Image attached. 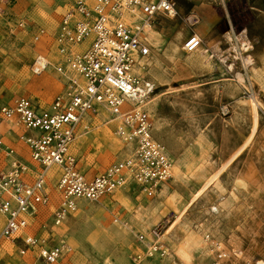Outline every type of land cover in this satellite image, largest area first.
<instances>
[{
  "label": "rangeland",
  "instance_id": "1",
  "mask_svg": "<svg viewBox=\"0 0 264 264\" xmlns=\"http://www.w3.org/2000/svg\"><path fill=\"white\" fill-rule=\"evenodd\" d=\"M187 1L188 8L180 6V14L196 15V24L181 16L158 15L147 37V75L157 93L147 107L155 137L173 160V177L153 195L132 186L97 202L81 200L56 228L72 247L66 264H134L133 257L144 251L138 235L150 240L155 228L162 232L169 255L138 264L264 261L259 250L264 247V202L253 196L246 203H219V189H227L234 178L231 170L212 185L245 148L233 167L254 161L264 169V90L254 79L264 59L248 57L249 45L241 36L253 31L255 18L244 0ZM66 7L67 0H0V107L18 95L48 106L61 90L53 67L59 59L54 37ZM40 27L44 34L35 40ZM203 30L207 35L202 44L187 49L191 37ZM37 53L51 62L41 73L32 70ZM107 119L100 115L84 120L72 146L88 175L102 172L131 147L115 135L116 124ZM50 190L53 203L43 214L48 228L58 202L53 184ZM3 244L9 247L4 261L12 264L15 246Z\"/></svg>",
  "mask_w": 264,
  "mask_h": 264
},
{
  "label": "built area",
  "instance_id": "2",
  "mask_svg": "<svg viewBox=\"0 0 264 264\" xmlns=\"http://www.w3.org/2000/svg\"><path fill=\"white\" fill-rule=\"evenodd\" d=\"M67 3L54 37L59 59L53 67L61 90L48 106L18 95L0 107V264H7L4 256L9 255L5 241L15 246L12 264H66L72 247L56 228L81 200L97 202L132 186L153 195L173 177V160L165 144L154 137L147 107L156 93L147 75L151 54L147 37L156 16H181L176 1ZM181 18L190 24L199 21L192 14ZM43 34L44 29L37 28L34 39ZM200 42L193 35L187 49ZM49 65V59L37 53L32 70L41 73ZM100 115L115 122V135L131 147L102 172L88 175L72 146L84 120ZM51 184L58 202L48 228L43 214L53 203ZM161 237L158 228L150 240L139 234L144 251L133 257L134 264L168 256Z\"/></svg>",
  "mask_w": 264,
  "mask_h": 264
},
{
  "label": "crops",
  "instance_id": "3",
  "mask_svg": "<svg viewBox=\"0 0 264 264\" xmlns=\"http://www.w3.org/2000/svg\"><path fill=\"white\" fill-rule=\"evenodd\" d=\"M175 1L177 3V8L179 12H180V6L184 4L185 5L188 4L187 0H175ZM244 3L246 4L247 9L250 12V14L255 18L254 19L255 21L253 22V26H252L253 31L248 32V30H246V32H243L241 35L244 38L243 41L247 40V42H245L244 44L248 43L249 45V54L247 56L254 57L256 59H259V58L264 59V0H244ZM186 6L188 8V5ZM198 33L199 35L197 36L199 37L201 41L200 43L202 44L204 36L207 35V33L205 34L204 30L198 31ZM211 41H212V44H215L217 40L211 39L210 42ZM149 46L151 48L150 43H149ZM255 48L257 51H255ZM245 51H248V49ZM257 68L258 69H257L256 74L254 73V75H256V78L254 79L257 81V85H258L257 87L260 90H264V68H261L260 65H257ZM156 94L157 93H155V95ZM155 95L153 96V99H155L154 98ZM150 113L152 115L151 111ZM152 118H153V115H152ZM153 134H154V119H153ZM154 137H155V134H154ZM245 150L246 148L238 156V158L228 168H226L224 172H222V174L212 183V185H215V182L220 180V178L228 170H231V172H235V175L233 176L234 178L229 180V184H227V189H225V187L223 188V190L219 189L220 193L217 197L219 203L224 202V201L226 202L228 201L245 202L246 203L248 201H252L253 196L255 199L254 201L264 202V169H262V165L253 161V162H246L242 165L237 164V166L233 167L234 163L240 158V156L244 153ZM173 171H174V163H173ZM215 171L213 173H215Z\"/></svg>",
  "mask_w": 264,
  "mask_h": 264
},
{
  "label": "bare ground",
  "instance_id": "4",
  "mask_svg": "<svg viewBox=\"0 0 264 264\" xmlns=\"http://www.w3.org/2000/svg\"><path fill=\"white\" fill-rule=\"evenodd\" d=\"M166 232H167V230H165V233H166ZM252 245H254L253 242H252ZM254 248H255V249L259 248V245H255ZM260 249L262 250V249H264V247H261V246H260L259 250H260ZM261 250H260V252H264V250H262V251H261ZM260 259H261V258H260ZM262 259H264V258H262ZM258 264H264V261H262V260H258Z\"/></svg>",
  "mask_w": 264,
  "mask_h": 264
}]
</instances>
